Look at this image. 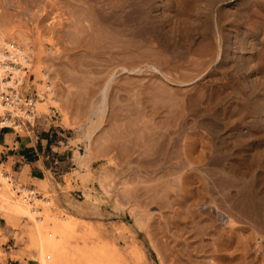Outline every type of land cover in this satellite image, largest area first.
<instances>
[{
	"label": "rangeland",
	"instance_id": "374dc122",
	"mask_svg": "<svg viewBox=\"0 0 264 264\" xmlns=\"http://www.w3.org/2000/svg\"><path fill=\"white\" fill-rule=\"evenodd\" d=\"M139 1L150 4L151 15L162 22L164 30L170 35L169 42H173L172 45H175V42L179 44L176 50L166 49V53L163 50L162 53L158 52L166 55L163 57L166 62L162 56L156 55L157 61L161 62L159 68L161 67L168 79L161 78L158 73L156 74L161 79L151 77L150 72L144 68L134 73L123 71V75H120L122 71L115 72L119 84L127 87L120 85L116 88H119L117 91L105 89L106 96L102 104L100 97L104 88L102 90L101 87L114 69L109 68L112 67L109 66L110 63L105 65L103 60V63L97 64L99 60L96 61L93 57L90 46L87 49L85 47L87 43H91L84 40L82 29L80 28L79 33L76 32L79 26L77 27L76 20L74 23V18L77 19L78 16L71 13L75 12L72 6L76 1L0 0V40H3L0 50H9L6 42L15 44L25 51L27 58L32 62L29 66L23 65L22 69L25 71L19 75L23 79L21 81L17 79L18 75L12 74L14 78L11 73L3 75L2 77L11 80V83L0 86V93L5 89L15 90L22 99L19 107L24 110H27L28 101L36 102L32 114L33 121L26 117V113L18 112L19 109H12L14 116L11 115V110L7 108L9 106L2 103L9 112L5 109L1 112L0 108V118L14 117L16 125L20 126L17 129H0V169L11 177L10 187L19 200L12 197L2 186L5 182L2 179L0 190H5L9 200L21 203L20 200H24L22 196L25 194H20L19 189H34L37 193L35 199L23 202L28 205L30 203L32 210L39 211V215L36 213L33 216L39 221L37 225L41 226L42 233H45L48 239L60 235L61 230H56L55 226L57 217L65 219H60L61 222L67 221V218L78 219L74 220L75 223L81 222L82 226L79 225L77 232L61 235H64V253L55 264H264V0H123L124 4ZM70 2L71 4H68ZM118 2L122 4V0ZM79 24L81 25V22ZM174 54H177V57ZM82 55L90 60L84 57L86 60L82 63ZM92 59L94 61H91ZM125 61L127 60L121 59L119 62ZM163 62L168 64L165 66ZM94 64L98 66L94 67ZM76 65L81 69L76 70ZM87 65L90 71L85 67ZM83 66L86 68L85 73H81ZM102 67L108 69V76ZM101 68L103 72H100ZM90 72L95 75L89 78H93V84L88 80ZM91 74L89 76H92ZM138 79L145 82L141 83ZM46 81L50 85L48 91L44 86ZM126 81L130 84L136 81L137 83L130 85ZM148 83L154 87H149ZM159 83H164L161 84L162 87L169 86L170 89L167 87L168 90L165 91L170 93L162 94L167 100L161 97V101L160 95H157L158 102L165 100L161 106H166H160V113L155 116L159 120L157 122L165 127L163 133L171 130L169 133L172 136L180 134L179 136L191 137L193 134L191 138L197 142L194 156L192 155L191 160H186L182 168L176 169L178 172L173 170V173H167L166 168L162 169L159 161L156 165L153 163L139 169H130L123 163L118 164L117 160L116 164H112L110 157L113 155L107 156L103 146L110 141L108 138H116V134L110 136L114 131L122 133L119 130L123 129L124 124L129 125L124 127L125 130L129 128V132L135 133L138 129L140 131L139 121L147 122L150 118L149 112L148 115L146 111L138 112L139 114L135 112V116L138 114L140 118L137 116L139 121L134 122V113L129 116L124 110L132 111V106L138 103H144L142 107L149 106V110L159 107L155 98L157 92L154 89L160 87ZM146 88L151 92L154 89L152 93L155 96L152 93L149 95V89L145 90L149 91L148 93L143 92ZM131 90H135L133 93L138 99L129 93ZM140 90L148 96H140ZM50 91L53 95L49 94ZM121 91L125 98L131 94L133 98L129 95L130 100L137 99L136 102L133 101L132 104L128 98H123ZM171 92L177 97L180 96L181 101L179 98L178 103L177 100L174 103L170 101L169 99L175 96L172 93L171 97ZM167 94L171 98L169 95L166 97ZM50 96L59 104L50 100ZM112 98L115 99L114 102ZM117 98L118 104L124 105L120 106L124 108L125 118L123 112V117H119L120 111L113 113V109L116 111L114 106L118 105ZM119 98L124 99L122 103ZM153 104H156V107ZM166 108L173 116L172 113L165 112ZM162 111L164 116L161 115ZM159 114L161 117L157 118ZM113 116L119 117L123 124L116 119L119 121L118 125ZM111 117L112 122L109 121ZM131 121L137 125L133 126V122L131 125ZM116 125L119 127L115 128ZM172 126L176 127L169 129ZM132 128L135 130L132 131ZM175 129L177 132L174 134ZM5 135L15 138V143L19 145L34 144L31 149H36L40 157L35 154L26 155L30 167L27 163L14 161L4 148ZM115 138L113 143L118 140ZM96 140L101 142V146ZM179 146L183 152V145ZM179 149L176 157L180 159L182 152ZM136 150H133V156L143 149L139 148L137 152ZM125 155L126 152L122 156ZM137 170L142 175L145 174L144 176L155 172L154 181L139 184L132 181L133 177L136 178ZM134 171L135 175L132 174ZM127 172L129 173L126 174ZM156 180L159 183L155 182ZM160 180L166 184L157 187L158 190L155 189V192L150 194L142 193L146 186L144 191L147 193L148 187L155 186L154 183L163 184ZM143 199L149 204L141 203ZM5 204L4 200L0 203V264H38L37 257L52 264L54 251H45L39 255L30 219L16 214ZM83 228L87 229V233Z\"/></svg>",
	"mask_w": 264,
	"mask_h": 264
},
{
	"label": "bare ground",
	"instance_id": "6f19581e",
	"mask_svg": "<svg viewBox=\"0 0 264 264\" xmlns=\"http://www.w3.org/2000/svg\"><path fill=\"white\" fill-rule=\"evenodd\" d=\"M76 1V4H74V6H72V10L73 11H75V12H72L71 11V13L73 14L74 13V15L75 16H78V17H76L77 19H75L74 18V21L76 20L77 21V27H78V29H76L77 31L76 32H80L79 30H81L82 29V31H83V33H82V35H84V40L86 41V40H88L89 41V43H91V44H86V42L83 40V42H85V47H86V49H87V47H89L90 46V48H89V50L91 51V53L93 54V57H95V60L97 61V60H99L98 62H97V64L98 63H106L105 65H107V64H109L110 63V65L109 66H112V67H109L110 69H114V72L113 71H111V73L109 74V77L107 78V80L105 81V83L102 85V87H101V89L103 90V88H104V90L102 91V93H101V95H102V97H103V99H102V97H100V101H102V104H103V102L105 101L104 99H105V96H106V92H105V89L106 90H109V89H112V90H116V88L117 87H120V85L121 84H119V82L117 81V78L115 77V72H120V71H122V74H121V72H120V75H123V71H126V72H139V71H142L143 70V68L145 69V71H147V72H150V76L151 77H155V78H159L158 76L159 75H157L156 73H158V74H160L162 77L161 78H165V79H168V77L166 76V74L164 73V71L161 69V67L159 68V65H161V62L160 61H157L158 59H156V55L158 54L159 56H162V59H164L165 58V56H164V54L163 55H161V53L164 51V50H166V49H168V50H171V51H173L174 49L176 50V47H178V42H175V40H173L174 42H175V45L173 44H171V43H173V42H169L170 40H169V36L170 35H168L167 34V32L164 30V27H163V25L161 24L162 22L161 21H158V20H156L155 18H154V16H152L151 15V12H152V9H151V7H150V4H147V3H142V2H137V3H130V4H126V2H125V4H124V2H123V0H122V4H120L117 0L116 1H113V0H107V1H105V0H75ZM121 1V0H120ZM135 1V0H134ZM153 1V0H152ZM106 2V3H105ZM131 2V1H130ZM147 2V1H146ZM149 2V1H148ZM151 3V2H150ZM68 4H71V2L70 3H68ZM7 5V4H6ZM70 6V5H69ZM74 7V8H73ZM153 7V6H152ZM70 12V11H69ZM70 16V15H69ZM74 16V17H75ZM68 18H70V17H68ZM76 21L74 22V23H76ZM81 22V25L79 24ZM71 24V23H70ZM68 25V24H67ZM74 27L75 28H77L76 26H75V24H74ZM81 28V29H80ZM72 29V28H71ZM168 29V28H167ZM172 29V28H171ZM81 31V32H82ZM183 31V30H182ZM68 32V31H67ZM77 33V34H78ZM183 33H184V31H183ZM67 34V33H66ZM70 33H68V35H69ZM217 34V33H216ZM81 34H80V36H82ZM204 35V34H203ZM75 36H78V35H76L75 34ZM80 36H79V38H80ZM71 37V36H70ZM73 37V36H72ZM92 38H93V40H92ZM153 38V39H152ZM81 39V38H80ZM92 41H91V40ZM72 40V39H71ZM187 40V39H186ZM3 40H0V44H1V42H2ZM87 41V42H88ZM91 41V42H90ZM171 41H172V39H171ZM195 41V40H194ZM221 41V40H220ZM184 42V41H183ZM209 41H207V43H208ZM223 42V41H222ZM227 42V41H226ZM79 43V42H78ZM73 44V43H72ZM75 44H77V43H75ZM80 44V43H79ZM178 44V45H177ZM221 44V43H220ZM6 45L9 47V50L8 51H6V52H2V50H0V86H4V85H9L10 83H11V80H6V79H4V77H2L3 75H5L6 73H8V74H10L11 73V76H13V75H18V77H17V79H19L20 81L21 80H23L22 79V77H19V75H20V73H23V71H25L24 69H22V67H23V65H31L32 64V62L27 58V55L25 54V51H23L22 49H20V47H17L15 44H12V43H9V42H6ZM218 45V44H217ZM170 46H174L173 48L172 47H170ZM187 46V45H186ZM65 47H67V46H65ZM77 47H79V45L77 46ZM180 47V46H179ZM207 47H209V46H207ZM211 47V46H210ZM209 47V48H210ZM185 48V47H184ZM204 48V47H203ZM199 49V48H198ZM51 50V49H50ZM139 50V51H138ZM161 50H163V51H161ZM48 51V50H47ZM85 52H86V50H84ZM140 52L141 51V53L139 54L138 52ZM161 51V53H158V52H160ZM50 52V51H49ZM48 52V53H49ZM165 52V51H164ZM167 52H169V51H167ZM215 52H216V50H215ZM91 53H86V54H91ZM166 53V52H165ZM170 53V52H169ZM183 54H184V52H182ZM186 53V52H185ZM209 54V53H208ZM75 55V54H74ZM79 55V54H78ZM175 55V54H174ZM181 55V54H180ZM185 55V54H184ZM83 56V55H82ZM92 56V55H91ZM107 56H108V58H107ZM159 56H157V58L159 57ZM176 57H177V54L175 55ZM182 56V55H181ZM181 56H179V57H181ZM80 57V56H79ZM84 57L86 58L87 56H83V58H82V60H80L81 62L83 61H85L84 60ZM99 57H102V58H100L99 59ZM125 57V58H124ZM164 57V58H163ZM190 57H192V56H190ZM106 58V59H105ZM122 60H127V61H125V63H120L121 62V59ZM161 58V57H160ZM89 59V58H88ZM87 59V60H88ZM104 59L106 60V61H104ZM171 59V58H170ZM188 59V58H187ZM192 59H193V57H192ZM198 59V58H197ZM216 59V58H215ZM90 60V59H89ZM88 60V61H89ZM102 60H103V62H102ZM166 59H164L163 61H165ZM167 60H169V59H167ZM77 61V60H76ZM91 61H94V59H92ZM120 61V62H119ZM190 61V60H189ZM193 61V60H192ZM191 61V62H192ZM197 61V60H196ZM200 61V60H199ZM80 62V63H81ZM82 62V63H83ZM124 62V61H123ZM166 62V61H165ZM165 62H163V63H165ZM204 62V61H203ZM12 63H14L13 65H12ZM93 63H95V62H93ZM180 63H181V61H180ZM186 63H188V62H186ZM196 63V62H195ZM198 63V62H197ZM196 63V64H197ZM72 64V63H71ZM75 64H77V62L75 63ZM84 64H86V62L84 63ZM88 65H90V64H92V63H87ZM95 65L94 64V67H97L98 65ZM168 63H165V66L167 65ZM174 64V63H173ZM177 65L179 64V63H176ZM200 64V63H199ZM83 65V64H82ZM88 65L87 66H85L86 68L88 67ZM103 65V64H102ZM176 65V66H177ZM77 66V65H76ZM81 66V65H80ZM91 66H93V65H91ZM90 66V67H91ZM181 66V65H180ZM190 66H192L193 67V65H190ZM73 67H75V66H73ZM82 67V66H81ZM84 67V66H83ZM83 68L84 70H81L82 72L81 73H85V70H86V68ZM99 67H100V65H99ZM105 67V66H104ZM104 67H102L104 70H106V73L105 74H107V70L108 69H106V68H104ZM107 67V66H106ZM185 67H187V66H185ZM184 67V68H185ZM196 67V66H195ZM199 67V66H198ZM70 68V67H69ZM72 68V67H71ZM76 68V70H78L79 69V67L77 66V67H75ZM78 68V69H77ZM102 68H101V71L100 72H103L102 71ZM194 68V67H193ZM201 68H202V66H201ZM200 68V69H201ZM81 69V68H80ZM79 69V70H80ZM88 69V68H87ZM90 69V68H89ZM88 69V70H89ZM93 69H95V68H93ZM93 69H91V70H93ZM189 69V68H188ZM199 69V70H200ZM72 70V69H71ZM74 71V70H73ZM90 71V70H89ZM93 71H96V70H93ZM98 72H99V70H97ZM96 71V73H98ZM74 72H78V71H74ZM80 72V71H79ZM166 72H167V70H166ZM179 72V71H178ZM199 72V71H198ZM88 73V72H87ZM168 73V72H167ZM13 74V75H12ZM90 74H91V72H90ZM90 74H88V80L89 81H93V78H92V80L91 79H89L90 77H93V76H95V75H92V74H94V72L91 74L92 76H89ZM126 74V73H125ZM178 74V73H177ZM44 75H45V73H44ZM43 75V76H44ZM77 75V74H76ZM78 75H81V76H83L82 74H78ZM100 75H101V73H100ZM46 76V75H45ZM44 76V77H45ZM80 76V77H81ZM106 76V75H105ZM105 76H103V77H105ZM107 76H108V74H107ZM47 77V76H46ZM77 77V76H76ZM79 77V78H80ZM84 77H86V76H84ZM83 77V78H84ZM98 77V76H97ZM121 77H123V76H121ZM12 78H14V76L12 77ZM21 78V79H20ZM82 78V77H81ZM144 78V77H143ZM161 78H159V79H161ZM98 79V78H97ZM97 79H95L96 81H97ZM100 80H102L101 78H99ZM131 79V78H130ZM132 79H133V77H132ZM140 79V78H139ZM138 79V80H139ZM145 79V78H144ZM171 79V78H170ZM88 80H86V81H88ZM95 80H94V82H95ZM129 80V79H128ZM136 80H137V78H136ZM141 80V79H140ZM139 80V81H140ZM146 80V79H145ZM152 80V79H151ZM135 81V80H134ZM138 81V82H139ZM152 81H154V79L152 80ZM161 81V80H160ZM159 81V82H160ZM165 81H167V80H165ZM169 81V80H168ZM13 82V81H12ZM16 82V81H15ZM100 82V81H99ZM102 82V81H101ZM121 82V81H120ZM127 83H129L128 81H126ZM133 82V81H132ZM131 82V83H132ZM141 82V81H140ZM142 82H145L144 80L142 81ZM141 82V83H142ZM162 82V81H161ZM90 83V82H89ZM134 83V82H133ZM132 83V84H133ZM136 83H137V81H136ZM136 83H134V84H136ZM153 83V82H152ZM165 83V82H164ZM164 83H159L160 84V87L159 88H154L155 89V92H157V94H156V96H155V94H153L152 92H154V89H153V91L151 92V90L149 89V88H146V89H143V92H145V90L147 91L148 89L150 90V93H149V95L151 96V93L155 96V98H156V101L158 102V100H157V97L159 96L160 97V100L159 101H161L165 96H163L162 97V94H164V95H166L165 93H170V91H165V90H168V88L167 87H169V86H161V84H164ZM88 84V83H87ZM91 84H93V82L91 83ZM95 84V83H94ZM130 84V83H129ZM132 84H130V85H132ZM133 84V85H134ZM149 84V87H150V85L152 86V84H150V83H148ZM125 85V84H124ZM165 85H166V83H165ZM45 90L47 89V91H48V89H50V85L49 84H47V81H46V83H45ZM96 86V85H95ZM122 87H125V86H123V85H121ZM154 86H155V82H154ZM154 86H152V87H154ZM171 86V85H170ZM89 87H90V85H89ZM127 87V86H126ZM130 87V86H129ZM165 87L167 88V89H165ZM88 88V87H87ZM136 89H137V87H135ZM139 88V87H138ZM143 88H145V87H143ZM95 89H96V87H95ZM119 89V88H118ZM117 89V90H118ZM135 89V90H136ZM140 89V88H139ZM169 89H170V87H169ZM94 90V89H93ZM116 90V91H117ZM128 89H126V91H127ZM133 90V89H132ZM132 90H131V92H129V93H132L133 94V96H135L137 99H138V97H137V95H135L133 92L135 91H133L132 92ZM142 90V89H141ZM140 90V91H141ZM88 91H89V88H88ZM137 92H139L138 91V89L136 90ZM94 92V91H93ZM143 92L141 91V93H140V96L141 95H146V96H148L147 94H143ZM149 92V91H148ZM148 92H145V93H148ZM3 93V94H2ZM4 93H5V95H4ZM14 93V92H13ZM89 93V92H88ZM105 93V94H104ZM113 93H114V91H113ZM116 93H118V92H116ZM120 93H123V91H121ZM160 93V94H159ZM172 93L173 92H171V97L173 96L172 95ZM12 94V92L10 91V90H4L3 92H1L0 93V99L2 98L3 99V101L4 102H2L1 100H0V108H1V112L2 111H4V106H2V103L3 104H5V105H7V106H9V107H7L8 109H10L11 111H10V113H11V115H13L14 116V112H13V110L14 109H19V111L18 112H20V113H22V114H25L26 115V117H28V119L30 120V121H33V119H34V117H33V112H34V105H35V103L36 102H34V101H30L29 102V104H30V106L28 105V107L26 108L27 110H24V109H22V108H20L19 107V104L20 103H22V99L20 98V97H17V96H15V98H14V95H13V97H12V100L10 101L9 100V97L8 96H10ZM49 94L50 95H53V92L52 91H50L49 92ZM173 94H175V93H173ZM112 95V94H111ZM113 95H115V94H113ZM112 95V96H113ZM119 95H121V94H119ZM118 95V96H119ZM123 95H124V93H123ZM123 95H121L122 97H123ZM129 95H131V94H129ZM129 95L127 96V98L129 99V101L132 103L133 101L134 102H136V100H130V98H129ZM139 95V94H138ZM152 95V96H153ZM158 95V96H157ZM168 95L169 94H167V96L166 97H168ZM170 95H169V97H170ZM8 97L7 99H5L4 97ZM116 96V95H115ZM149 96V97H150ZM175 96H176V94H175ZM174 96V97H175ZM186 96V95H185ZM51 97V96H50ZM114 97V96H113ZM117 97V96H116ZM115 97V98H116ZM120 97V96H119ZM135 97H134V99H135ZM159 97H158V99H159ZM161 97H162V99H161ZM170 97V98H171ZM174 97L173 98H171V99H169L170 101H172L173 103L174 102H176V100H177V103H178V98L180 97V96H176L177 98H175V100H174ZM41 98H42V96H41ZM110 98V97H109ZM123 98H125V95H124V97ZM123 98H119L120 100V103H122L121 101H122V99ZM127 98H125V99H127ZM131 98H133L132 97V95H131ZM152 98V97H151ZM151 98H147V99H151ZM154 98V99H155ZM188 98V97H187ZM98 99H99V97H98ZM102 99V100H101ZM113 99V98H112ZM127 99V100H128ZM165 100H167L166 98H164ZM174 101H173V100ZM180 100L179 101H181V98H179ZM19 100V101H18ZM50 100H53V102L54 103H56L57 105L59 104L58 103V101L54 98V97H51L50 98ZM110 100V99H109ZM117 100V102H116V104H118L119 102H118V98L116 99ZM124 100V99H123ZM142 100V99H141ZM144 100V99H143ZM148 100V101H149ZM153 100V99H152ZM151 100V103L153 102ZM165 100H163L162 102H165ZM168 100V101H169ZM183 100V99H182ZM21 101V102H20ZM115 101V99H113V102ZM140 101V100H139ZM145 101H147L146 99H145ZM144 101V102H145ZM155 101V100H154ZM111 102V101H110ZM112 102V103H113ZM125 102H126V100H125ZM133 102V103H134ZM157 102H156V104H157ZM161 102V103H162ZM167 102V101H166ZM123 103H124V101H123ZM127 103H129L128 101H127ZM132 103V104H133ZM138 103V102H137ZM136 103V104H137ZM150 103V102H149ZM150 103V104H151ZM159 103L160 102H158V106L160 107L162 104L160 103V105H159ZM176 103V104H177ZM180 103H182V102H180ZM180 103L177 105L178 107L177 108H179V105H180ZM23 104H25V102L23 101ZM110 104V103H109ZM115 104V103H114ZM113 104V105H114ZM144 103H142V105H143ZM145 104H146V102H145ZM147 104H148V102H147ZM156 104H153V106H155ZM170 104V103H169ZM176 104H174V105H176ZM120 105H123V104H118L117 106H114V108H115V110L116 111H114V109H113V113L114 112H119L120 111V113L119 114H121V116L119 115V117H123V115L125 114L124 112H123V109L124 108H122ZM142 105H141V103H138L137 105H133L132 107H133V109H132V111H131V109L130 110H124V111H127L126 113H128V115L129 116H132L133 115V113H134V115H133V117L132 118H136L137 116H138V114L140 113V112H145L146 111V115H148V112H149V115H150V118L147 120V122H143V120H140L139 121V119H137L136 118V120L135 119H133L134 120V122L135 121H139V128H140V131H139V129H138V133L137 132H129V128L128 129H124V127H125V125H127V127H129V125L128 124H124V127H123V129H118L119 131H121L122 133H120L119 132V134L118 133H115V131H114V133L113 134H111L110 136H113L114 134H116V138L115 137H112V139L114 140V138L115 139H118V140H115L116 142L115 143H113V140H111V138H108V139H110V141H111V143H109L110 141H108V144L106 143L103 147H104V150L103 151H105L106 152V154H107V156H111V155H113V156H111L110 157V161H111V163L112 164H116V160H117V163L118 164H125L126 166H128V168H133V169H136V168H142V167H144L145 168V166L146 165H152L153 163H154V165H156V163H158V161H159V165H160V167L163 169V168H166L167 169V173H173V170H175L174 172H178V171H176V169H178V168H182V165L185 163V161L187 160V161H189V160H191V158L194 156L193 155V153H194V151L196 150V146H197V142L195 141V140H193L191 137L192 136H194L193 134L191 135V134H189V136L191 135V137H188V136H179L180 134H177V136H172V135H170V133H169V131L170 132H172L171 130H169V129H172L174 126H172L171 128H169L168 130V133H166V132H164L163 133V131H164V128H163V126L162 125H159V120L158 119H156V115L158 114V113H160L159 111L161 110V107H166L165 105H164V103H163V105L164 106H161L160 108L159 107H157V108H154L153 109V107H152V111L151 110H149V106L148 107H146V105H144L143 107H142ZM168 105V104H167ZM25 106H26V104H25ZM151 106H152V104H151ZM17 107H19V108H17ZM111 107H113V106H111ZM110 107V108H111ZM116 107L118 108L119 107V109H116ZM123 107H124V105H123ZM129 107H131V106H129ZM131 107V108H132ZM142 107V108H141ZM156 107V106H155ZM168 107V106H167ZM176 107V106H175ZM42 110L44 109V105H42ZM126 108H128V106H126ZM151 108V107H150ZM3 109V110H2ZM13 109V110H12ZM122 109V110H121ZM129 109V108H128ZM139 109H140V111H139ZM167 109V110H166ZM165 109V112L167 111V112H169V110H168V108H166ZM170 109V108H169ZM188 109V108H187ZM100 110V109H99ZM175 110H177L176 108H175ZM174 110V111H175ZM5 111H7V112H9L7 109H5ZM16 111V112H17ZM35 111H37V110H35ZM39 111V110H38ZM100 111H102V109L100 110ZM151 111V112H150ZM170 111H172L171 109H170ZM180 111V110H179ZM27 112H30V113H27ZM109 112H110V109H109ZM122 112H123V115H122ZM135 112H139L138 114H136L137 116H135ZM163 113H161V115H165L164 114V111H162ZM176 112V111H175ZM169 113H172V112H169ZM101 114V113H100ZM103 114V113H102ZM126 115V114H125ZM125 115H124V118H125ZM154 115V116H153ZM6 116V115H5ZM104 116V115H103ZM116 116V115H115ZM135 116V117H134ZM172 116H173V113H172ZM177 116V115H176ZM114 117V116H113ZM113 117H111V119L109 120V121H111L112 122V118ZM119 117L118 118H116V117H114L115 118V120L117 119H119ZM139 118H140V116H138ZM146 117V116H145ZM159 117H161L160 116V114L157 116V118H159ZM166 117V116H165ZM181 117H182V113H181ZM181 117H179V118H181ZM23 118V117H22ZM123 118V119H124ZM127 118H129L128 116H127ZM170 118H171V116H170ZM174 119H176L175 117H173ZM185 118H186V116H185ZM24 119V118H23ZM184 119V118H183ZM15 120H16V118L14 119V117L13 118H6V117H4V118H0V129H3V128H6V127H13L14 129H17V128H19L20 126H18V125H16V123H15ZM25 120V119H24ZM117 120H116V122H117ZM121 119H119V121H120ZM127 121H126V123L128 122V119H126ZM157 120H158V122H157ZM163 120V119H162ZM177 120H179L178 119V117H177ZM118 121V122H119ZM122 121V120H121ZM121 121L119 122V123H121ZM124 121V120H123ZM180 121V120H179ZM24 122V121H23ZM113 122H115L114 121V119H113ZM117 122V123H118ZM132 122L133 121H131V125H132ZM134 122H133V126H136L137 125V123H135L134 124ZM165 122V121H164ZM175 122H176V120H175ZM178 122V121H177ZM116 123V124H117ZM119 123H118V125H119ZM163 123V122H162ZM178 123H180V122H178ZM178 123H176L177 124V126H178ZM184 123V122H183ZM121 124H123V123H121ZM181 124H182V122H181ZM115 125V124H114ZM114 125H113V127H114ZM118 125H116L115 126V128L117 127H119ZM166 125H167V122H166ZM174 125V124H173ZM183 125V124H182ZM181 125V126H182ZM196 125V124H195ZM132 126V127H133ZM176 127V126H175ZM174 127V128H175ZM126 128V127H125ZM134 128V127H133ZM133 128H132V131H134L133 130ZM186 128V127H185ZM194 128H196V127H194ZM167 129V128H166ZM178 129V128H177ZM181 129H183V128H181ZM163 130V131H162ZM176 130V129H175ZM186 130V129H185ZM20 131V130H19ZM165 131H167V130H165ZM117 132V131H116ZM177 132V130L176 131H174L173 133L175 134ZM182 132V131H181ZM180 132V133H181ZM131 133V134H130ZM183 133V132H182ZM191 133V132H190ZM186 135H187V133H186ZM100 136V135H99ZM109 136V135H108ZM88 139H89V137H88ZM102 139V138H101ZM105 140V139H104ZM106 141V142H107ZM94 142H95V140H94ZM96 142H98L97 140H96ZM103 142V141H102ZM101 143V142H100ZM99 142L97 143V144H100ZM188 143H190L189 145H188ZM94 144V143H93ZM104 144V143H103ZM168 144V145H167ZM166 145L168 146V147H166ZM179 145H183L182 146V149H183V152H182V150H180L179 148H178V146ZM99 146V145H98ZM100 146H101V144H100ZM99 146V147H100ZM136 147L139 149V148H142L143 150H142V152L140 151L139 152V154L138 155H136V156H133V153H135V151L133 152V150H136ZM180 147V146H179ZM101 148V147H100ZM137 149V150H138ZM166 149V150H165ZM176 149V150H175ZM177 149H179L182 153V157H180V159H179V157H176V154L178 153V151H177ZM99 150V149H98ZM137 150H136V152H137ZM95 151V150H94ZM179 151V152H180ZM217 151H218V149H217ZM96 152V151H95ZM124 152H126L127 153V155H125V157H123L122 155L124 154ZM121 153H122V155H121ZM172 155V156H171ZM179 156H181L180 154H178ZM177 155V156H178ZM193 155V156H192ZM90 156V155H89ZM176 157V158H175ZM218 157V156H217ZM220 157V156H219ZM182 158H184V160L182 159ZM109 159V158H108ZM196 159V158H195ZM161 163V164H160ZM225 163H227V162H225ZM132 164H135V166H132ZM189 165V164H188ZM143 168V169H144ZM148 168H149V166H148ZM153 169H154V167H153ZM158 169V168H157ZM165 169V170H166ZM124 170V169H123ZM129 170V169H128ZM148 170V169H147ZM152 170V169H151ZM180 170V169H179ZM140 171H145V170H141L140 169ZM139 170H137V173L139 172V173H141ZM146 172V171H145ZM209 172H211V171H209ZM214 172V171H213ZM123 173H125V172H123ZM129 172H127L126 174H128ZM135 173V171L132 173V174H134ZM136 173V178L135 177H133L132 178V181L134 180V181H136L138 184L140 183V182H144V181H154V173L155 172H153V174L152 173H148V174H146V176H144V175H142V173L141 174H137ZM164 173V172H163ZM215 174H217V173H215ZM131 175V174H130ZM157 175V174H156ZM163 175V174H162ZM169 175V174H168ZM167 175V176H168ZM210 175V174H209ZM126 176V175H125ZM160 176V175H159ZM217 176V175H216ZM220 176V175H219ZM215 179H216V177L215 176H213ZM222 177V176H221ZM139 178V179H138ZM218 178V177H217ZM226 178V177H225ZM2 179V181H5V182H3L2 183V186L3 187H5L6 188V190H7V192H9V194L12 196V197H15L16 198V196H15V194H14V192L12 191L13 189L10 187L11 186V184L9 183V181H11V177L8 175V174H5L1 169H0V180ZM130 179H131V177H130ZM141 179V180H140ZM156 179H158L157 177H156ZM221 180L223 179V178H220ZM13 180V179H12ZM122 180V179H121ZM128 180V179H127ZM138 180H140V181H138ZM223 180H225V179H223ZM167 181V180H166ZM182 181H183V179H182ZM229 181V180H228ZM155 182H157V183H159V181L158 180H156ZM160 182H162L161 180H160ZM163 182H165V181H163ZM162 182V183H163ZM169 182V181H168ZM167 182V183H168ZM213 182V181H212ZM222 182V181H221ZM225 182V181H224ZM12 183V182H11ZM150 183V182H149ZM157 183H154L155 184V186L154 185H152V187L150 188V187H148V192L146 193L144 190L147 188V186H146V188L144 189V188H141V190H143L142 191V193L144 192V195L145 194H150V192L152 193V192H155L154 190L155 189H157V187L159 188V187H161L162 185L164 186V184H166V183H163V184H157ZM178 183V182H177ZM13 184V183H12ZM120 184V183H119ZM137 184V187L139 186ZM143 184V183H142ZM152 184V183H151ZM159 185V186H158ZM223 185V184H222ZM132 186V185H131ZM145 186V185H144ZM216 186V185H215ZM225 186V185H224ZM3 187H1V188H3ZM230 187V186H229ZM228 187V188H229ZM16 188V187H15ZM31 188V187H30ZM30 188H28L27 190L26 189H23V188H21V189H19V193L20 194H25V196H22V198L24 199L23 201H31V200H33V199H35L34 197H35V195L37 194L35 191H33V190H30ZM135 188H136V186H135ZM134 188V189H135ZM163 189H164V187H162ZM128 189V188H127ZM127 189H125V191L127 190ZM138 189V188H137ZM166 189V188H165ZM158 190V189H157ZM4 191L5 190H0V203L2 202L3 203V200L5 201V205H7L6 207H11V208H9V209H11V210H13L16 214H18V215H20V216H22V217H28L29 219H30V221H31V223H33V227H34V231H35V234L33 235V236H35V238H36V241H37V249L39 250V255H41V254H43L45 251H54V258L52 259V264H55L54 262L55 261H57L60 257H62V256H60V255H63V253H64V249H63V244H64V239H62V237L64 236H61L63 233L65 234V233H69V232H71L72 234H73V232L75 231V232H77V228L79 227V225L80 226H82L81 225V222H80V224H79V222L78 223H75V221L74 220H78V219H74V220H70V218H67V221H63V222H61L60 221V219H63V218H60V217H57L56 218V220H57V222L55 223V226H56V230H61V232L59 233L60 235H55V236H53L54 238H52V239H48L47 237H46V234L45 233H42V228H41V226H38L37 224L39 223V221L36 219V217L35 216H33V215H35L36 213L39 215V211H36V210H32L31 208H30V203H29V205L28 204H25L23 201H21L20 200V202L21 203H19V202H16L15 200H9L8 199V197L9 196H6L5 195V193H4ZM131 191V190H130ZM139 191V190H138ZM161 191H162V189H161ZM120 192H122V191H120ZM134 192V191H133ZM158 192V191H157ZM165 192V191H164ZM167 192V191H166ZM188 192V191H187ZM128 193H130V192H128ZM136 193V192H135ZM141 193V192H140ZM177 193V192H176ZM190 193V192H189ZM131 194H133V193H131ZM159 194V193H158ZM179 194V193H178ZM192 194V192L190 193V195ZM39 195V194H38ZM139 195V194H138ZM144 195H142L143 197H145ZM40 196V195H39ZM131 196V195H130ZM165 196V195H164ZM178 196V195H177ZM176 196V197H177ZM147 198H149V195H148V197ZM151 198V197H150ZM16 199H18V198H16ZM132 199V198H131ZM134 199H136L135 197H134ZM139 199H140V196H139ZM146 199V198H145ZM151 199H153V198H151ZM19 200V199H18ZM128 200V199H127ZM155 200V199H154ZM38 201H41L40 199H38ZM43 201H45V200H43ZM143 201H144V199H143ZM141 202V203H146V204H149L147 201L145 202ZM150 202V201H149ZM32 203V202H31ZM44 203H47L46 201L44 202ZM25 204V205H24ZM161 206H163V205H161ZM3 207V206H2ZM29 207V208H28ZM1 208V207H0ZM4 208V207H3ZM2 208V209H3ZM8 208H6V209H8ZM5 209V210H6ZM133 210V209H132ZM131 210V211H132ZM11 213V212H10ZM138 213V212H137ZM136 216V215H135ZM142 216V215H141ZM137 217V216H136ZM138 217H139V215H138ZM140 219V218H139ZM143 219V218H142ZM63 220H65V219H63ZM135 221V220H134ZM77 222V221H76ZM140 222H141V220H140ZM145 222V221H144ZM136 224V223H135ZM140 225V224H139ZM147 226V225H146ZM146 226H145V228H146ZM52 227H54V225L52 226ZM81 228V227H80ZM89 228V227H88ZM142 228V227H141ZM83 229H85V228H83ZM79 230V229H78ZM86 230L87 229H85V232H86ZM143 230V229H142ZM147 230V229H146ZM53 231H55V228L53 229ZM80 232H81V230H79ZM87 233V232H86ZM199 233V232H198ZM49 234V233H48ZM56 234V233H55ZM79 234H81V233H79ZM84 234V233H83ZM51 235V234H50ZM70 235V234H69ZM85 235V234H84ZM89 235V234H88ZM48 236V235H47ZM197 236V235H196ZM195 236V237H196ZM50 237V236H49ZM193 237V236H192ZM65 238H66V236H65ZM81 238V237H80ZM80 238H79V240H80ZM86 238V237H85ZM93 238V237H92ZM96 237H94V239H95ZM134 238V237H133ZM77 239V238H76ZM71 240V239H70ZM73 240V239H72ZM71 240V241H72ZM78 240V239H77ZM83 240V239H82ZM100 240V239H99ZM135 240V239H134ZM81 241V240H80ZM95 241V240H94ZM97 241H98V239H97ZM136 241V240H135ZM69 242V241H68ZM78 242V241H77ZM92 242V241H91ZM90 242V243H91ZM96 242V241H95ZM137 242V241H136ZM35 244V243H34ZM75 244V243H74ZM76 245V244H75ZM133 245H134V242H133ZM140 245V244H139ZM142 245V244H141ZM140 245V246H141ZM136 246V245H135ZM194 246V245H193ZM195 246H196V243H195ZM201 246H203V245H201ZM225 246V245H224ZM134 247V246H133ZM132 247V248H133ZM205 247V246H204ZM225 248V247H224ZM135 249V248H134ZM140 249V248H139ZM167 249H168V247H167ZM198 249V248H197ZM213 249V248H212ZM211 249V250H212ZM67 250H69L68 248H67ZM136 250V249H135ZM134 251V250H133ZM142 251V250H141ZM140 251V252H141ZM144 251V250H143ZM184 251V250H183ZM201 251V250H200ZM139 252V251H138ZM199 252V251H198ZM207 252V251H206ZM210 252V251H209ZM136 253H137V251H136ZM142 253V252H141ZM144 253V252H143ZM171 253V252H170ZM56 254V255H55ZM71 254V253H70ZM133 254L135 255V253L133 252ZM172 254V253H171ZM132 255V254H131ZM142 255V254H141ZM139 257L138 258H140V255H138ZM143 256V255H142ZM141 256V257H142ZM74 257H75V255H74ZM79 257H81V256H79ZM78 257V258H79ZM95 257V256H94ZM97 257V256H96ZM84 258V257H83ZM82 258V259H83ZM98 258V257H97ZM143 258H144V256H143ZM190 258V257H189ZM86 259V258H85ZM93 260H97V259H95V258H93ZM145 260V259H144ZM179 260V259H178ZM195 260V259H194ZM37 261H38V264H50V263H48V262H46V260L45 259H38V257H37ZM59 261V260H58ZM66 261V260H65ZM64 261V262H65ZM138 261V260H137ZM201 261H202V258H201ZM79 262V261H78ZM86 262V261H85ZM180 262V261H179ZM182 262V261H181ZM65 263H67V261L65 262ZM72 263V262H71ZM94 263H96L95 261H94ZM140 263V262H139ZM185 263V262H184ZM141 264H143V262L141 263Z\"/></svg>",
	"mask_w": 264,
	"mask_h": 264
},
{
	"label": "crops",
	"instance_id": "0c3cea01",
	"mask_svg": "<svg viewBox=\"0 0 264 264\" xmlns=\"http://www.w3.org/2000/svg\"><path fill=\"white\" fill-rule=\"evenodd\" d=\"M14 139L15 138H13L12 136L5 135L4 141H5L6 145H4V146H6V147H4V148L6 150V153L9 154V155H11L14 161H17V162L22 163V164L23 163H27L26 165L28 167H30V165H29L30 162H28V160L25 157H26V155H31V154H35L38 157H40L39 153L38 154L36 153L38 151H36V149L35 150H32L31 149V148L34 147V144L21 145L22 144L21 143L19 145L18 143H15L16 141H14ZM17 150H19V152H21V154H18L17 153L18 152ZM11 156H9V157L11 158ZM37 161H39V159ZM34 166L35 165H33V167Z\"/></svg>",
	"mask_w": 264,
	"mask_h": 264
},
{
	"label": "built area",
	"instance_id": "2783aa9c",
	"mask_svg": "<svg viewBox=\"0 0 264 264\" xmlns=\"http://www.w3.org/2000/svg\"><path fill=\"white\" fill-rule=\"evenodd\" d=\"M11 91H12V94L14 95V98H15V96L20 97L19 94L15 93V92H16L15 90H11ZM13 92H14V93H13ZM12 94H11L10 96H8L10 101L12 100V97H13ZM8 97L6 96V97H4V98L7 99ZM1 100H3V99L1 98ZM18 101H19V100H18ZM30 101H31V100H30ZM30 101H28V103H26V104H28L29 106H30V104H29ZM3 102H4V101H3Z\"/></svg>",
	"mask_w": 264,
	"mask_h": 264
}]
</instances>
